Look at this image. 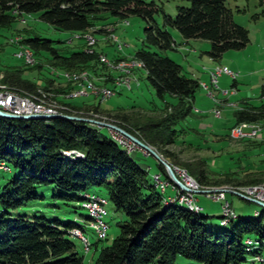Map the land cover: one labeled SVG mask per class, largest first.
<instances>
[{"label":"rangeland","instance_id":"rangeland-1","mask_svg":"<svg viewBox=\"0 0 264 264\" xmlns=\"http://www.w3.org/2000/svg\"><path fill=\"white\" fill-rule=\"evenodd\" d=\"M151 1L156 8L151 13L152 19L157 25L169 30L173 38L171 47L159 49L143 43V27L147 21L135 13L120 17L103 12V17L95 20L87 30L73 31L56 28L38 18L34 12L20 13L15 10L10 22L0 26V91L10 90L22 97L33 93L44 105L50 102L54 105L56 111L48 114L63 113L85 118L83 122L98 129L100 134L110 136L119 143L125 153L143 167L148 182L160 192L164 204L170 200L168 203L180 205L175 197L185 194L187 196L188 192H192L195 210L186 208L206 213L207 226L213 229L226 228L228 222L220 224L222 219L218 222L219 214H222L223 199L228 201L234 212V215L230 216L233 221L237 215L255 214L264 206L251 201L249 198H256L247 195L246 191L248 187L262 185L264 178L246 183H235L236 180H233L201 184L187 169H203L211 179L222 175L241 179L246 173L264 174V141H259L256 135L257 131L261 132V137L264 138V117L256 122H249L252 125H238L240 121L235 123L232 116L233 110L244 104L264 102V92H261V84L264 82V0H225L233 21L247 29L248 40L242 47L225 49L215 58L206 53L209 48L207 39H185L174 27L163 23V14L173 16L176 5L187 4L186 0ZM34 33L49 38L51 45L60 52L83 49L90 53L94 49L96 56L92 57L86 67L63 69L55 63L47 49L31 47L22 40V37L32 36ZM90 36L92 40L89 42ZM143 45L169 56L180 65L182 74L196 78L198 86L194 90L193 98H185L189 101V106L178 96L167 92L161 97L157 96L146 83L142 66L132 64L135 59L134 50ZM27 50L33 52V60L27 61ZM100 53L105 56L107 62L98 57ZM218 66H226L234 72L233 81L228 74L222 72L223 74L217 75V86L213 85L209 78L210 72ZM13 70L20 77L32 81L33 89H20L4 81L6 71ZM68 72L87 74L86 81L91 83V89L86 87L88 83L81 81L82 78L72 80L69 74L65 75ZM126 77L129 80L127 87L119 83V80ZM83 86L87 88V92L79 94V91H83ZM97 87H109L112 94L101 100ZM121 114L125 117H121ZM105 123L114 124L124 130L153 150L157 156L125 133ZM235 124L245 127L247 131H255H242L244 133L237 135L232 127ZM169 128H172L171 140L165 142L162 137ZM113 132L118 138L111 135ZM73 151L82 155L73 149L62 150L65 155ZM163 161L170 166L175 178L186 188L180 187L170 178ZM17 171L18 168L10 162L0 161V187ZM35 190L41 196L28 199L15 208H9L10 214L24 213L30 219L43 215L47 219H70L83 224L85 229L82 233L90 243L87 248L79 237L70 235V239L74 243L75 251L82 257L81 264H94L99 246L110 241L118 232L116 221L124 218L123 212L115 209L107 198L104 187L93 185L88 189L107 198L105 212L101 216L107 225L106 235L105 239L96 241V246L93 242L98 236L89 227V219L87 222L84 217L87 208H84L82 201L85 199L65 200L54 196L52 194L57 191L52 187V183L36 184ZM219 192L223 199L215 198ZM246 236L248 235L243 236L242 243ZM253 240L255 243L252 247L259 245L254 237ZM260 247V254H264V237ZM244 257L243 264H260L256 256L252 258L251 253L245 252ZM195 263L194 260L177 254L172 264ZM146 264L159 263L154 260Z\"/></svg>","mask_w":264,"mask_h":264},{"label":"trees","instance_id":"trees-1","mask_svg":"<svg viewBox=\"0 0 264 264\" xmlns=\"http://www.w3.org/2000/svg\"><path fill=\"white\" fill-rule=\"evenodd\" d=\"M186 1L187 4L176 5L173 16L163 14V23L174 27L185 39H207L206 53L210 57H218L225 49L240 48L247 42V29L233 21L225 0ZM154 9L151 0H0V26L10 22L15 10L34 12L56 28L73 31L87 30L103 17V12L120 17L135 13L147 21L143 43L159 49L171 47L173 38L169 30L152 19ZM22 40L31 47L47 49L63 69L86 67L96 56L94 49L91 53L83 49L60 52L49 38L37 33ZM144 45L135 49L133 56L144 69L146 83L157 96L167 92L189 106L188 100L198 86L196 78L185 76L176 61ZM3 80L24 90L34 87L32 81L14 70L6 71ZM232 116L235 123L240 121L238 125L256 122L264 117V102L244 104L234 109ZM171 132L169 128L162 137L165 142H170ZM63 149H73L82 155L74 151L65 155ZM0 161L18 168L0 187V264H81L82 257L75 251L70 233L77 227L84 231L83 224L70 219H47L43 215L30 219L24 213L11 215L8 210L41 196L35 185L46 183H52L57 191L52 195L80 201L87 194H98L89 191V187L101 185L114 208L123 212L124 218L116 221L118 232L99 246L94 264H146L154 260L172 264L177 254L194 260L195 264H243L245 252L264 264L259 251L264 237V207L251 216L237 215L235 221L232 216L227 221L221 220L220 224L229 225L213 229L206 224V213L192 212L176 203L164 204L160 192L148 182L143 167L114 139L83 121L60 116L0 115ZM187 170L201 184L233 180L246 183L264 178L261 173H246L241 179L227 175L211 179L203 169ZM84 217L87 221L90 218L87 210ZM221 217L224 218L222 214ZM244 235L248 236L242 243ZM253 237L259 243L254 247ZM97 240L101 239L96 238L95 246Z\"/></svg>","mask_w":264,"mask_h":264},{"label":"bare ground","instance_id":"bare-ground-1","mask_svg":"<svg viewBox=\"0 0 264 264\" xmlns=\"http://www.w3.org/2000/svg\"><path fill=\"white\" fill-rule=\"evenodd\" d=\"M89 36V35H88ZM92 36V35H91ZM89 37L90 38V40H89V42L92 40V37ZM95 40V39H94ZM120 45V44H119ZM92 48V47H91ZM30 50V49H29ZM29 50H27V55L25 56L26 58H27V61H30L31 59H32V56H31V54L33 53H30V51ZM25 51V50H24ZM86 51H91V49H88V50H86ZM23 52V51H22ZM91 53V52H90ZM98 57H100V59L101 60H103V61H106L107 62V59L105 58V56L103 55V54H99L98 55ZM25 60V59H24ZM33 60V59H32ZM34 63V62H33ZM102 63V62H101ZM128 64V63H127ZM132 64L133 65H138L139 66V62L137 61V60H135V59H133L132 60ZM106 65V64H105ZM108 66V65H107ZM222 72H224V73H226V74H228L231 78H233L234 77V75H235V73L234 72H232V71H230L228 68L226 69V66H218L217 68H215V70L213 69V71H211L210 72V80H211V83H213V85H215V86H217V84H216V79H217V75L218 74H223ZM68 74L70 75L69 77H71L72 78V80H74L73 78H78V77H80V78H82L83 80H81V79H78L79 81L81 80V81H84L85 83H88L87 85H86V87L87 88H89V89H91V83L90 82H87L86 81V75H85V73L83 72V73H79V74H77V73H72V72H68V73H65V75H67L68 76ZM220 74V75H221ZM87 77H88V75H87ZM69 81H71V80H69ZM128 82H129V80L127 79V77L126 78H124V79H121V80H119V83H123L124 85H125V87H127L128 86ZM84 83V84H85ZM93 84V83H92ZM93 86V85H92ZM85 87V88H86ZM86 88V89H87ZM216 88V87H215ZM92 89H94V88H92ZM97 90H98V92H99V97H100V99L102 100V99H106V98H104V97H102L101 96V94H102V92H106V94L108 95V97L112 94V90L109 88V87H101V88H98L97 87ZM47 91V90H46ZM17 92V91H16ZM19 92V91H18ZM87 91H79L78 93L79 94H84V93H86ZM96 92V91H95ZM36 93V92H35ZM40 93V92H39ZM0 94H7V95H11V96H15V97H17L19 100H25V101H27L29 104H31V105H33V106H35V107H37V108H39L40 110H33V111H24V112H12V111H8V110H4V111H8V112H10V113H15V114H26V113H32V112H38V113H48V112H54V111H56V109L54 108V105H51L50 103H48V105H44L43 104V102L41 101V99H38L37 98V96L36 95H34L33 93H27V97H25V96H23L22 97V95H19V94H16L15 92H12V91H10V90H3V91H0ZM21 94V93H20ZM45 95V94H44ZM72 95V94H71ZM211 96V95H210ZM212 96H213V94H212ZM67 97H68V95H67ZM52 101V100H51ZM57 107V106H56ZM63 107H65V106H63ZM99 122V121H98ZM97 122V123H98ZM253 131H255V130H252V132ZM251 132V131H250ZM234 133L235 134H239V135H241L242 134V132L241 131H235V129H234ZM113 137H116V134L113 132L112 134H111ZM119 144V143H118ZM193 185H195V182H193L192 183ZM264 186V183L261 185V184H258V185H256V186H253V187H248L247 188V191H246V193H248V192H251L252 190H255V189H260V186ZM163 191V190H162ZM86 196V198H85V200L83 201V203H82V205L85 207V208H87V210H88V215L90 216V218H89V227L91 228V229H93L94 231H95V233L97 234V236H98V239H105V235H106V228H107V225L102 221V219H101V216H102V214L105 212V210H104V205L106 204V202H107V199L105 198V197H103V196H100V195H98V194H87V195H85ZM179 197L180 198H187L188 197V194H187V196H186V194L185 195H183V196H180L179 195ZM175 199V198H174ZM173 200V199H172ZM171 200V201H172ZM177 203H180V205H184L185 207H187V208H189V209H194V207H195V205H194V203H192V202H194L193 201V197H188V201H186V200H178L177 199ZM167 202H170V200L169 201H167ZM93 205V206H95L96 208H90V205ZM171 204V203H170ZM178 205V204H177ZM195 210V209H194ZM193 211V210H192ZM221 211H222V214H223V216H224V221H227L228 220V218L230 217V216H233L234 215V212L232 211V213L231 214H227V210H225V209H223L222 207H221ZM88 222V221H87ZM70 234H73V235H75V236H77V237H79V234H80V237H81V239H82V242H83V245H84V247L85 248H87V246H88V243H89V241L87 240V237L84 235V233H82V229H81V227L79 228V227H77V228H75ZM246 243H250V240H246ZM90 244V243H89ZM263 261H264V259H262Z\"/></svg>","mask_w":264,"mask_h":264},{"label":"built area","instance_id":"built-area-1","mask_svg":"<svg viewBox=\"0 0 264 264\" xmlns=\"http://www.w3.org/2000/svg\"><path fill=\"white\" fill-rule=\"evenodd\" d=\"M226 69H227V67H226ZM83 90L86 91L87 89L83 86ZM101 96L104 97V98L108 97L106 92H102ZM0 109L12 111V112H24V111L40 110L39 108L29 104L25 100H19L17 97L11 96V95H7V94H0ZM96 122H98V121H96ZM232 127L235 128V131H246V133L250 132V131L245 130V127H239L236 124L233 125ZM250 130L252 131L254 129H250ZM116 138H118V137H116ZM246 194L250 195V196H253L256 199H258L259 201L264 203V186H260V189L252 190L251 192H248ZM193 196L194 195H193L192 192H188V197H193ZM188 197L187 198H180L178 196V197H175V198H177L178 200H186V201H188ZM218 197L223 199V196H222L221 192H219L218 195L216 194L215 198H218ZM171 198H174V197H171ZM222 204H223L222 208L227 210V214H231L233 210L231 209L228 201L226 199H223V203ZM90 208H96V207L93 206V205H90ZM220 219L223 220V218H220ZM79 238L81 239L80 234H79ZM81 241H82V239H81ZM260 258L264 259V254H261Z\"/></svg>","mask_w":264,"mask_h":264},{"label":"water","instance_id":"water-1","mask_svg":"<svg viewBox=\"0 0 264 264\" xmlns=\"http://www.w3.org/2000/svg\"><path fill=\"white\" fill-rule=\"evenodd\" d=\"M0 115L1 116H5V117H10V118H32V117H52V116H60V117H65V118H68V119H73V120H79V121H83V120H86L85 118L83 117H78V116H75V115H69V114H63V113H54V114H48V113H28V114H14V113H10V112H6L4 110H1L0 109ZM102 124H104V122H101ZM106 125L108 126H111L113 128H116L118 130H120L121 132L125 133L126 135H128L129 137H131L134 141H136L138 144L144 146L145 148L149 149V147H147L146 145H144L143 143H141L140 141H138L136 138H134L133 136L129 135L127 132H125L124 130L120 129L119 127L115 126L114 124H111V123H105ZM150 150V149H149ZM150 152L157 156V154L153 151V150H150ZM164 165H165V168H166V171L167 173L169 174L170 178L177 184L179 185L180 187L182 188H186L182 183L181 181H179L177 178H175V175L173 174V171L171 170L170 166L164 162ZM240 194V193H238ZM251 201L261 205V206H264V203L259 201V200H256V199H253V198H249Z\"/></svg>","mask_w":264,"mask_h":264},{"label":"crops","instance_id":"crops-1","mask_svg":"<svg viewBox=\"0 0 264 264\" xmlns=\"http://www.w3.org/2000/svg\"><path fill=\"white\" fill-rule=\"evenodd\" d=\"M101 54V53H100ZM231 80H232V78H231ZM233 81V80H232ZM228 99V98H227ZM243 124H248V125H252V124H250L249 122H243ZM242 132V131H241ZM242 133H244V132H242ZM256 135H258V138H259V141H264V138H262L261 136H262V134H261V132H256ZM258 140V139H257Z\"/></svg>","mask_w":264,"mask_h":264}]
</instances>
